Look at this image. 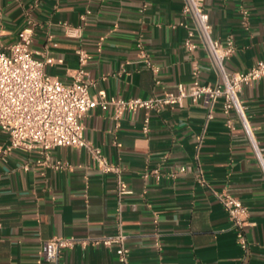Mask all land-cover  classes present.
Wrapping results in <instances>:
<instances>
[{"label": "crops", "instance_id": "0c3cea01", "mask_svg": "<svg viewBox=\"0 0 264 264\" xmlns=\"http://www.w3.org/2000/svg\"><path fill=\"white\" fill-rule=\"evenodd\" d=\"M183 6L184 0H0V49L16 42L31 18V48L37 57L52 59L47 72L72 80L83 49L93 94L163 96L190 85L196 69L202 82L214 84L219 70L200 38L196 50L184 47L188 32L182 24L190 18ZM205 6L213 36L235 41L236 51L225 62L228 72L264 60V0H205ZM144 54L158 74L146 66ZM240 96L264 146V78ZM208 113L204 104L186 99L183 106L151 113L144 133V110L120 122L109 111L91 110L82 119L84 136L125 168L130 193L121 200L115 175L98 169L86 148L53 149L54 160L70 165L65 169L39 165L35 155L22 151L1 153L0 264H118L115 251L94 240L115 234L119 205L133 264H264V176L250 136L237 114L230 130L220 106L209 121ZM8 143L0 129V146ZM182 166L185 172L170 175ZM154 168H160V180L144 176ZM200 172L214 189L248 206L247 256L224 206L199 184ZM53 237L85 244L62 250L52 262L45 251Z\"/></svg>", "mask_w": 264, "mask_h": 264}, {"label": "built area", "instance_id": "2783aa9c", "mask_svg": "<svg viewBox=\"0 0 264 264\" xmlns=\"http://www.w3.org/2000/svg\"><path fill=\"white\" fill-rule=\"evenodd\" d=\"M241 12L244 18L248 16V10L242 9ZM183 14L186 18H190L189 22L182 24L188 32L184 47L188 51L196 50L198 47L196 36H198L217 66L220 79L214 84L204 83L200 80L199 69H196L195 78L190 85L179 84L175 92L146 99L123 98L109 95L104 90L93 94L91 88L94 83L86 77L89 56L83 49L78 51L80 67L72 75V80L63 81L50 75L47 72V65L52 59L37 57L31 48L36 23L29 18L19 32L18 40L0 49V129L9 139L7 146H0V154L18 150L35 155L34 162L39 165L65 169L70 165L54 160L53 149L65 146L86 148L98 169L103 173L115 175L119 200H121L123 195L130 193L124 179L125 168L111 162L100 147L85 138L82 119L96 107L109 111L116 122H120L127 113L134 114L144 110L147 116L143 132L148 133L151 113H161L170 106H183L185 100L189 99L192 104H204L208 107L207 121L214 117V109L220 106L230 130L236 128L233 113L237 114L247 129L264 176V146L257 141L249 125L246 105L240 96L245 86L264 78V60L257 61L247 70L228 72L225 62L236 51L235 41L232 36L224 42L213 36V26L209 12L206 10L205 0H184ZM69 32L70 35L74 33L73 29ZM143 57L146 66L158 74L159 67L147 54ZM156 83H160L158 78ZM186 170V167L182 166L170 175L176 177ZM149 175H153L156 180H160L162 176L160 168L144 173L145 177ZM198 182L201 186L210 189L214 197L224 206L229 221L236 230L237 241L247 256L249 247L245 228L250 224L248 206L233 194L214 189L202 172L198 173ZM118 216L115 234L96 239L94 244H103L113 249L118 264H133L130 248L127 245L128 236L122 224L121 205ZM78 243L85 244V241H79L75 237H53L47 241L45 258L58 262L62 250L73 248Z\"/></svg>", "mask_w": 264, "mask_h": 264}]
</instances>
